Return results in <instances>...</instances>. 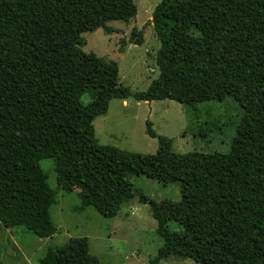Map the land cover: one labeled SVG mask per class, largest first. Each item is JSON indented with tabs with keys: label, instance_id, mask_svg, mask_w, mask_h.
Returning <instances> with one entry per match:
<instances>
[{
	"label": "trees",
	"instance_id": "trees-1",
	"mask_svg": "<svg viewBox=\"0 0 264 264\" xmlns=\"http://www.w3.org/2000/svg\"><path fill=\"white\" fill-rule=\"evenodd\" d=\"M135 13L133 0H0V224L39 237L56 231L55 192L38 165L51 158L57 188L75 191L79 209L110 218L134 196L148 205L162 243L146 264L170 255L264 264V0H159L149 19L157 76L131 92L115 61L80 48V34L108 32L107 21ZM142 28L131 29L130 43L142 42ZM128 96L175 100L190 118L195 103L229 96L241 112L225 152H176L147 119L152 153L98 143L94 117ZM138 174L177 183L179 200L135 189L129 176ZM38 264L99 262L81 236L49 243Z\"/></svg>",
	"mask_w": 264,
	"mask_h": 264
},
{
	"label": "rangeland",
	"instance_id": "rangeland-1",
	"mask_svg": "<svg viewBox=\"0 0 264 264\" xmlns=\"http://www.w3.org/2000/svg\"><path fill=\"white\" fill-rule=\"evenodd\" d=\"M159 0H133L136 13L128 20H109L108 32L101 28L80 34V48L104 60L117 64L118 83L129 91H143L157 76L154 62L159 45L149 22L151 11ZM142 28V42L128 41L132 28ZM86 94L81 101H88ZM109 100L103 114L95 116L94 137L100 144L140 153H152L157 139L145 133L144 121L159 135L171 139L176 152L191 150L225 152L228 149L241 112L238 103L227 96L221 100L195 103L197 118H190L183 103L171 99H155L151 103L126 97ZM197 119V120H196ZM47 185L54 190V202L49 214L56 231L50 237H39L21 226L5 228L0 224V264H38L49 243L63 244L68 238L85 237L87 251L99 264H146L155 254L162 240L155 231L156 222L146 203L136 196L124 201L115 216L103 217L93 208H77L79 200L72 192H62L55 184L53 161H38ZM133 187L156 201H177V183H162L145 175L129 176ZM169 230L179 227L168 221ZM157 264H195L188 257L170 255Z\"/></svg>",
	"mask_w": 264,
	"mask_h": 264
},
{
	"label": "crops",
	"instance_id": "crops-1",
	"mask_svg": "<svg viewBox=\"0 0 264 264\" xmlns=\"http://www.w3.org/2000/svg\"><path fill=\"white\" fill-rule=\"evenodd\" d=\"M152 25V24H151ZM156 51V50H155ZM126 99V98H125ZM125 99H121V102H122V104H125L126 105V100ZM140 101H142V100H140ZM151 101L152 100H150V101H147V102H149V103H151Z\"/></svg>",
	"mask_w": 264,
	"mask_h": 264
}]
</instances>
